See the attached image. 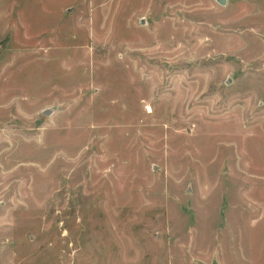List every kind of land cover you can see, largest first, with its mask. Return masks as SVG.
<instances>
[{"label":"rangeland","instance_id":"rangeland-1","mask_svg":"<svg viewBox=\"0 0 264 264\" xmlns=\"http://www.w3.org/2000/svg\"><path fill=\"white\" fill-rule=\"evenodd\" d=\"M0 264H264V0H0Z\"/></svg>","mask_w":264,"mask_h":264},{"label":"water","instance_id":"water-1","mask_svg":"<svg viewBox=\"0 0 264 264\" xmlns=\"http://www.w3.org/2000/svg\"><path fill=\"white\" fill-rule=\"evenodd\" d=\"M220 4H222V5H226V3H227V0H217ZM45 113L46 114H49V112H48V110L47 111H45Z\"/></svg>","mask_w":264,"mask_h":264}]
</instances>
